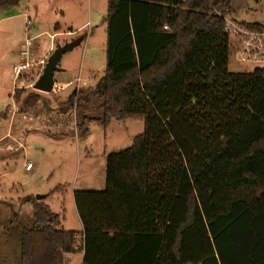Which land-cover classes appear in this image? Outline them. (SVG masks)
<instances>
[{"label":"trees","instance_id":"trees-1","mask_svg":"<svg viewBox=\"0 0 264 264\" xmlns=\"http://www.w3.org/2000/svg\"><path fill=\"white\" fill-rule=\"evenodd\" d=\"M232 2L108 0L104 74L59 108L102 101L80 136L94 121L141 120L144 132L108 156L103 191L74 192L80 246L48 204L22 199L34 225L19 227V264H65L79 250L82 264H264V67L229 72Z\"/></svg>","mask_w":264,"mask_h":264},{"label":"rangeland","instance_id":"rangeland-1","mask_svg":"<svg viewBox=\"0 0 264 264\" xmlns=\"http://www.w3.org/2000/svg\"><path fill=\"white\" fill-rule=\"evenodd\" d=\"M107 7L108 0H22L18 6L0 8V115L16 106L13 97L20 93L16 113L11 110L7 118H0V139L9 130L12 134L11 139L0 142V202L15 201L27 194L36 198L44 195L37 191L53 190L45 203L55 212L71 215L72 192L103 191L108 156L129 149L134 138L144 132L141 120H112L108 127L96 122L103 118L99 109L102 101L97 98L67 113L59 108L76 90L94 88L104 74ZM232 9L227 18L264 25V0H233ZM27 17L35 25L28 33L34 38L31 61L48 60L50 55L46 53L51 46L57 49L85 37L59 62L54 81L65 87L61 93L34 90L35 72L19 80L14 76L13 66L20 63L18 56L27 37ZM230 38L232 48L234 37ZM228 68L231 73H250L259 67L240 63L231 50ZM33 70L37 72L38 68ZM83 118L96 121L89 124L87 135L80 136L76 124ZM28 164L33 167L30 171L26 169ZM10 210L0 204V230L8 235V242L0 247V264H15L12 259L21 252L19 227L34 225L33 214L23 211V216L18 213L10 217ZM80 259L68 255L65 263L79 264Z\"/></svg>","mask_w":264,"mask_h":264},{"label":"built area","instance_id":"built-area-1","mask_svg":"<svg viewBox=\"0 0 264 264\" xmlns=\"http://www.w3.org/2000/svg\"><path fill=\"white\" fill-rule=\"evenodd\" d=\"M26 27H32V22L27 20ZM227 33L234 37V54L237 60L242 64H249L256 67H264V28L256 29L246 27L240 23L235 22L229 18H226ZM30 31L26 28V39L22 45L20 51V63L13 66V73L16 80L29 77L32 73H36V80L41 75L46 59L41 61H31L33 57L32 47L34 38L28 37ZM54 38V37H53ZM36 72L33 69H37ZM35 80V81H36ZM34 81V82H35ZM65 90L64 86L54 84L52 93H61ZM78 91V90H77ZM27 170H31L30 164L26 167Z\"/></svg>","mask_w":264,"mask_h":264},{"label":"crops","instance_id":"crops-1","mask_svg":"<svg viewBox=\"0 0 264 264\" xmlns=\"http://www.w3.org/2000/svg\"><path fill=\"white\" fill-rule=\"evenodd\" d=\"M27 16V15H26ZM27 20H30L31 22H32V20L29 18V17H27V19H26V21ZM26 23V22H25ZM245 24H253V25H263V24H258L257 22H253V23H245ZM26 26V25H25ZM35 25H34V23L32 22V27H26V28H28V30L30 31V30H32L33 29V27H34ZM57 34H59V33H57ZM56 34V35H57ZM55 50V48L53 49V47L51 46L50 47V49H49V52H47L46 54H47V57H48V54L49 55H51V53L53 52ZM18 58H20V53H19V56H18ZM43 59H46V58H43ZM43 59H41V60H43ZM41 60H39V61H41ZM36 79V78H35ZM83 84H85V83H83ZM13 95H14V93H13ZM16 107V106H15ZM15 107L12 109V110H14V113H16L15 112ZM13 115V114H12ZM14 116H15V114H14ZM5 138H8V139H11L12 138V134H11V132H10V130L7 132V134L6 135H4L1 139H0V142L1 141H5L6 139ZM15 144H18V142L17 141H15L14 142ZM9 147V149H11V146H8ZM32 169H33V167H32ZM31 169V170H32ZM27 171H30V170H27ZM76 190H74L73 192H72V194H71V198H72V200L74 201V192H75ZM37 193L38 194H44V195H46V198L48 197L47 195H51V194H53L54 193V191L53 190H49V192H45L44 190H40V191H37ZM26 197H34L35 198V196L33 195V194H27V196H23V197H20V196H18L17 198H15V201L13 200V199H11V202H8V201H1L0 202V204L1 205H3V206H5V208L7 209H11L10 210V214H11V216L10 217H13L15 214H18V215H21V216H23L22 215V213H23V211H26V213H29L28 215L29 216H31L32 214H33V205L31 204V203H23V202H21L22 201V199H24V198H26ZM46 198L44 199V200H46ZM43 200V201H44ZM72 201V202H73ZM45 202V201H44ZM47 204V203H46ZM28 206H30V207H28ZM48 206L50 207V209H51V206L48 204ZM52 210V209H51ZM53 211V210H52ZM54 213H56V214H58V215H60V217H61V226H60V229H62V230H64V231H73V232H77L78 234H80L79 235V237H78V242H79V246L82 244V239H83V225H82V222H81V220H80V217H79V214H78V212H77V209H76V207H75V203H74V205H73V214H71V215H64V211L63 212H55V211H53ZM71 220H70V219ZM6 222H7V220L5 221V223L2 225L3 227L2 228H4L5 227V224H6ZM22 226V225H21ZM24 227V226H23ZM20 231V230H19ZM20 235V232L18 233V236ZM8 242V235H7V232H5L4 230H0V247H2V246H5L6 245V243ZM8 250L10 251V248H8ZM20 253L21 252H19V254H18V256H17V259L16 258H13L12 260L13 261H16L15 262V264H19V262H20ZM73 255H75V256H79L81 259H80V263L79 264H82L83 263V259H84V253H83V251L82 250H79V252L78 253H76V254H73ZM1 256H3V255H1ZM68 260H70V259H68ZM65 261H67V256H66V259H65ZM66 264V263H65Z\"/></svg>","mask_w":264,"mask_h":264},{"label":"water","instance_id":"water-1","mask_svg":"<svg viewBox=\"0 0 264 264\" xmlns=\"http://www.w3.org/2000/svg\"><path fill=\"white\" fill-rule=\"evenodd\" d=\"M81 43V40H76L71 43H67L63 46H59L53 51L49 56L45 67L38 77L36 82L33 85V89L42 93L51 94L53 86L55 84L54 76L55 73L60 71L59 62L61 61L63 55L71 51L74 47L78 46ZM46 198V195H38L35 199L37 201H42Z\"/></svg>","mask_w":264,"mask_h":264}]
</instances>
